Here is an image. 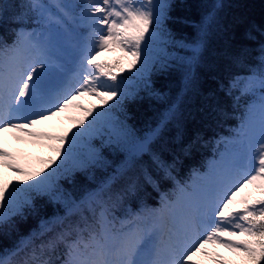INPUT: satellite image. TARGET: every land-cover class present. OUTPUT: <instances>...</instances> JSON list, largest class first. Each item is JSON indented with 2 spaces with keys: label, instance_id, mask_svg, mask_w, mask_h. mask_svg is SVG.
Here are the masks:
<instances>
[{
  "label": "snow or ice",
  "instance_id": "snow-or-ice-1",
  "mask_svg": "<svg viewBox=\"0 0 264 264\" xmlns=\"http://www.w3.org/2000/svg\"><path fill=\"white\" fill-rule=\"evenodd\" d=\"M16 6L20 12L15 17L19 27L14 39L9 43L0 36V133L11 130L23 133L17 139L26 136L33 142L47 141L56 155L39 170L30 171L17 162V154L4 147L0 137V168L23 177L0 180V234L17 232L21 221L38 216L39 198L64 203L66 210L63 216L40 218L37 228L21 235L11 248L0 249V264H204L198 255L213 264H264V41L255 49L242 46L238 53H224L231 64L246 72L232 74L226 83L218 80L216 89L226 95L238 94L236 100L258 94V124L251 119L255 111L251 106L234 136L221 141L227 150L214 165L215 179L192 192L180 187L176 201L162 196L160 212H154L151 223H145L147 217L142 212L126 211L120 217L116 209L127 198L137 196L143 184L158 189L160 180L174 179L175 160L169 161L164 148L153 150L152 145L183 96H177L156 128L136 137L126 115L124 119L108 116L125 96L133 94L125 90L127 77L119 73L128 71L141 77L143 89L149 95H159L145 72L150 66L162 72L180 61L186 67L187 88L207 49L215 9L222 5H213L191 41L177 39L167 27L166 22L172 19L171 0H80L76 4L19 0ZM74 9H79L78 17ZM74 19L88 31L72 76L65 79L53 34ZM246 36L255 40L251 30ZM113 47L129 57L127 69L120 67L119 59H96ZM181 51L189 54L182 56ZM250 56L255 63H246ZM85 94L98 97L101 105L85 108L77 104L76 96ZM213 96L215 92L209 98ZM69 106L84 112L73 128L62 134L37 128L39 122ZM83 137H98L100 145L78 160L76 171L108 166L106 146L119 147L131 138L136 146L101 185L76 201L61 190L57 180L72 176L73 169L65 165ZM145 155L149 157L147 164ZM249 185L259 195L249 192L237 201ZM237 203L242 206L234 207ZM83 212H91L93 220L89 222ZM165 212L169 214L167 223L163 221ZM76 213L81 214L82 222L66 223ZM209 244L228 249L239 261L210 252L206 248Z\"/></svg>",
  "mask_w": 264,
  "mask_h": 264
},
{
  "label": "trees",
  "instance_id": "trees-1",
  "mask_svg": "<svg viewBox=\"0 0 264 264\" xmlns=\"http://www.w3.org/2000/svg\"><path fill=\"white\" fill-rule=\"evenodd\" d=\"M19 0H0V36L9 43L14 39L15 29L19 27L15 17L20 12L16 5ZM172 9L167 27L177 39L193 40L199 31L203 18L213 11L214 4L222 7L215 9V20L209 27L207 49L200 66L196 69L195 78L185 88L184 75L186 67L180 61L173 62L165 71H153L151 66L148 78L152 88L159 95H149L142 87L141 79L132 74L127 77L125 90L127 95L109 114L112 118L124 119L132 127L136 137H143L150 129L156 128L162 115L183 96L175 115L159 130V137L153 141L152 148L165 149L169 161L175 160L172 172L174 179L159 181V187L153 188L143 184L140 193L127 198L116 209V215L122 217L126 211L150 214L161 209L162 196L174 201L180 187L189 189L192 182L199 180V175L210 171L209 164L220 156L225 143L232 138L241 122L248 117V108L253 97L226 95L216 91L217 81L227 79L234 73H245L246 69L230 63L224 53H238L242 46L255 49L259 42L264 41V0H171ZM31 15V14H30ZM34 27V25H28ZM251 30L255 40L248 39L246 33ZM182 56L188 55L181 51ZM255 52L252 56H255ZM246 63H255L248 57ZM215 96L209 98L210 93ZM100 142L93 146L98 147ZM135 138L129 139L121 146H106L104 156L109 162L106 167H92L86 172L76 171L74 166L70 178L57 180L61 190L72 200L79 201L85 194L96 189L113 169L135 150ZM145 164L149 157H143ZM73 165V164H72ZM75 165V164H74ZM117 188L119 185L116 186ZM39 215H30L19 224L17 232L0 234V249L11 248L21 235L37 228L40 218L63 216L66 210L64 203L49 201L46 197L36 201ZM89 222L93 220L91 212H83ZM18 219V218H17ZM81 223V214L76 213L66 223ZM233 261H239L237 257Z\"/></svg>",
  "mask_w": 264,
  "mask_h": 264
},
{
  "label": "rangeland",
  "instance_id": "rangeland-1",
  "mask_svg": "<svg viewBox=\"0 0 264 264\" xmlns=\"http://www.w3.org/2000/svg\"><path fill=\"white\" fill-rule=\"evenodd\" d=\"M63 2L68 4H76L79 3L80 0H63ZM73 13L76 17H78L79 9H74ZM87 31H88L87 28L84 27V25L81 24L78 19H74V20H69L67 23L64 24L62 29H57V31L53 34L54 43L56 45V55L64 67V77L65 75H68L70 77L72 76V72L79 61V57L81 55V49L87 37ZM58 32H60L62 35H58ZM107 51L116 53V55L102 56V57H98L97 55L96 59L107 60L109 62H113L119 59L120 67H123L125 69L128 68L129 57L125 56L124 53L121 52L119 48L113 47L112 49H109ZM114 71L119 73V68L114 69ZM119 74L124 76L126 74H132V73L125 71L124 73H119ZM144 75L148 77L149 70L146 71ZM137 78L141 79V77L138 76ZM251 96L253 97V101L250 107L255 106V111L252 114L251 119L253 120L254 123L258 124L259 122L258 94L257 96H253V95ZM76 103L82 104L84 105L85 108H87V107H91L92 105H101V100L96 96L85 94L83 96H79V95L76 96ZM83 115H84L83 109L74 106H69L64 111L58 112L56 116L53 117V121L47 119L39 122L37 124V128L54 134H62L66 132L68 129L73 128V125L76 122V118H79ZM110 115L111 114H108L109 117H111ZM107 118L108 117H105V119ZM89 119H91V117H89ZM16 136H23V133L14 134L11 130L4 133H0V137H2L3 139V146L7 147L10 151L15 152L17 154V162L21 166L29 169L30 171L39 170V168L43 167L44 163L50 157L53 158L55 157L56 154L47 147V143H48L47 141L33 142L32 138L30 137L24 136L23 139H17ZM98 142H100V139L98 137L92 139L83 137L80 140H78L76 145L73 147L72 156L68 159L65 168L70 169V166H74V164H76L81 157L85 156L89 152V150L92 147H94L93 145ZM226 150H227V145L226 147H224L222 155L226 154ZM221 156L218 159H215L214 161L210 162L209 167L211 168V172L209 174L201 175L199 180L194 181L192 183L191 188L187 189L188 192H192L198 187L207 185L215 179L214 165H216L220 161ZM61 171L63 172V169ZM13 178L22 179L23 177H18L17 173L12 172L11 170H8L6 168H0V180H7ZM249 192H251L252 195L254 196L259 195V193L256 192L251 185H249L247 188L242 190L241 193L238 194L237 201L240 200L241 196ZM176 200L177 198L174 201ZM241 206L242 205L239 203L234 205V207H241ZM146 217H152V214L147 215ZM151 220H147L150 221L148 223H151ZM168 220H169V214L165 212L163 221L167 223ZM206 248H208L210 252H219L224 258H227L229 260H235L237 258V256L234 253L230 252L228 249L220 247L219 245L209 244L206 245ZM196 258L204 260V264H213V261L211 259H208L207 257L198 255Z\"/></svg>",
  "mask_w": 264,
  "mask_h": 264
},
{
  "label": "bare ground",
  "instance_id": "bare-ground-1",
  "mask_svg": "<svg viewBox=\"0 0 264 264\" xmlns=\"http://www.w3.org/2000/svg\"><path fill=\"white\" fill-rule=\"evenodd\" d=\"M116 55V53H113V52H109L107 50H104L103 52H101L98 57H102V56H114ZM69 79V78H68ZM50 120L53 121V117L50 118Z\"/></svg>",
  "mask_w": 264,
  "mask_h": 264
}]
</instances>
